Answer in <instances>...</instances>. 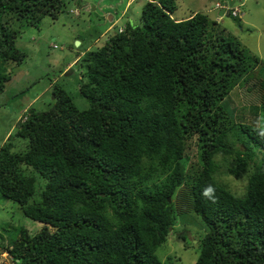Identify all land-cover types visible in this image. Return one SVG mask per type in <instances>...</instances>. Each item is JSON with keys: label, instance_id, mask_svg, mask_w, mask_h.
<instances>
[{"label": "trees", "instance_id": "obj_1", "mask_svg": "<svg viewBox=\"0 0 264 264\" xmlns=\"http://www.w3.org/2000/svg\"><path fill=\"white\" fill-rule=\"evenodd\" d=\"M122 3L123 29L113 27L93 50L86 46L95 32L73 37L75 63L58 74L72 82L51 86L53 76L45 77L50 105L25 108L0 145V197L42 225L32 236L21 229L4 248L0 240V253L12 264H162L156 250L177 217L192 212L205 233L191 264H264V117L254 113L243 123L238 104L226 102L249 70L240 81L247 77V91L258 90L264 104V61L251 57L245 71L240 64L250 54L240 42L223 29L210 34L205 14L173 18L177 0H148L137 24ZM65 6L0 0V94L17 76L14 68L24 65L27 75L32 68L3 16L13 13L39 30ZM104 24L103 31L111 22ZM75 85L84 109L67 91ZM194 136L198 159L191 163L186 150ZM217 156L225 174L246 177L241 196L216 180Z\"/></svg>", "mask_w": 264, "mask_h": 264}, {"label": "rangeland", "instance_id": "obj_2", "mask_svg": "<svg viewBox=\"0 0 264 264\" xmlns=\"http://www.w3.org/2000/svg\"><path fill=\"white\" fill-rule=\"evenodd\" d=\"M147 1L65 0L66 6L57 19L50 20L44 18L39 25V30H30L22 20L16 19V15L13 13L4 15L3 21L7 23L18 37L16 46L26 53L28 57L27 63L32 68L31 70L27 68L29 70L28 75L26 69L23 68L24 65H22V68H14L13 72L17 76L8 83V88L7 83L5 84V90L0 94V145L5 140L7 134L11 130L14 133L19 123L25 119V114L28 113L25 112L22 115L25 108H28L30 105L35 111H44L48 108L52 100L49 89L54 82L60 81L62 83L64 80L72 82L69 75L58 76V74L64 67V72H68L70 66L65 65L67 62L74 60L72 64L75 63L78 46L75 45V41L77 40L72 41L73 37L78 36L79 38L83 34L87 35L88 31L89 33L95 32V38L89 39L88 46H86V50H93L103 44V41L106 39L105 36L113 27L116 28L120 24L121 30L123 29L126 17H124L123 13L122 16L119 15L122 2L125 3L124 10L127 7L128 9L130 8L128 15L131 14L132 16L128 17V19L137 24L141 5ZM215 3L223 4L224 0H177V10L172 17L182 19L183 15L187 17L192 12L206 14L211 22V26L208 25V27L213 29V31L210 30V34L214 35L217 30L223 29L225 32L227 31L226 34L230 37H235L249 52L250 56L244 57L247 60L242 61L240 64L245 71L253 62L251 57L254 56L264 61V0H235L234 6L240 9L238 18L225 17L223 9H216L214 7ZM83 5H85V8L79 10L77 17L69 14L70 10L75 14L76 11L73 9L80 8ZM112 9L118 11L115 12L116 15L113 14L114 12L111 13ZM107 22H111V25L103 31L105 27L104 23ZM212 22L214 23L213 25ZM71 42L73 47L70 46ZM46 52H48V55L45 57L44 53ZM46 62L50 68L48 75L45 76L44 74L48 71ZM73 71L76 72V67L73 68ZM247 73H242L238 76V79L235 81L239 83L237 86L234 85L235 88L229 94L230 99L227 98L228 100H226L229 105V102H235V105L238 104V107L242 111L240 116L242 118L241 122L246 124L253 120L254 113H256V120H260L261 116L264 117V110L262 109V107L264 108V104H259L256 101L258 90L254 92L247 91L248 88L246 86L249 85L246 83L247 77L245 81H240L241 78H244V75L247 76ZM49 75L53 76H51V86H47L48 82L45 79V77H50ZM71 77L74 78L75 75L72 74ZM67 91L75 93L73 102L77 109L86 108L85 102L77 94L78 85H75L74 88L69 86ZM233 119V122L236 123L237 120L234 115ZM196 141V137H192L190 146L186 150L191 163L198 159L195 146ZM253 151L255 153L256 148ZM216 158V162L219 165V170L215 175L216 180L225 184L231 194L241 196L244 193L246 177L234 179L230 175L225 174V163L222 162L221 157L217 156ZM20 171L26 175H32V170L24 166H20ZM41 189L42 186L40 184L36 190L38 196ZM21 212L22 208L0 197V240L3 248L19 236L21 229H26V232L32 236L42 226L38 223L34 224L31 220L24 217ZM4 228L5 230H3ZM169 233L165 246L158 248L155 252L157 259L162 264H166V258L168 257L171 258L170 264H191V259L196 258L197 255L196 244L198 246L201 237L205 233V226L200 218L192 212L177 217ZM182 237L184 238L183 240ZM184 244L186 247L189 245V248L183 249L182 246ZM7 257V253L4 250L1 251L0 264H6Z\"/></svg>", "mask_w": 264, "mask_h": 264}, {"label": "clouds", "instance_id": "obj_3", "mask_svg": "<svg viewBox=\"0 0 264 264\" xmlns=\"http://www.w3.org/2000/svg\"><path fill=\"white\" fill-rule=\"evenodd\" d=\"M234 1L235 0H233V2H232V4L230 5V6H228L227 5V3H226V1L224 0V3L223 4H219V3H215L214 4V7L216 8V9H223V12L226 14V12H228V16L227 17H232V18H238L239 17V15H240V9H239V7H237V6H234ZM74 10V9H73ZM233 10H236L237 12H236V14L233 16L232 14H231V12L233 11ZM76 11V10H75ZM70 13H72L73 14V12H72V10H70L69 11ZM78 11H76V13L74 14V15H78ZM223 14V13H222ZM206 15V14H205ZM208 17V16H207ZM226 17V16H225ZM208 19H209V17H208ZM213 20V19H212ZM217 22V21H216ZM218 23V22H217ZM220 24V23H219ZM253 55V54H252ZM5 253H7V252H5ZM8 255V254H7ZM8 264H12L11 263V261H10V257L8 256L7 257V261H6Z\"/></svg>", "mask_w": 264, "mask_h": 264}, {"label": "water", "instance_id": "obj_4", "mask_svg": "<svg viewBox=\"0 0 264 264\" xmlns=\"http://www.w3.org/2000/svg\"><path fill=\"white\" fill-rule=\"evenodd\" d=\"M225 1H226V3H227L228 6H230L232 4V2H233V0H225ZM225 16L226 17L228 16V12H226ZM75 45L78 46L79 45V42L78 41H75ZM167 201H168V199H167Z\"/></svg>", "mask_w": 264, "mask_h": 264}, {"label": "built area", "instance_id": "obj_5", "mask_svg": "<svg viewBox=\"0 0 264 264\" xmlns=\"http://www.w3.org/2000/svg\"><path fill=\"white\" fill-rule=\"evenodd\" d=\"M236 10H233L232 12H231V14L234 16L235 14H236Z\"/></svg>", "mask_w": 264, "mask_h": 264}, {"label": "crops", "instance_id": "obj_6", "mask_svg": "<svg viewBox=\"0 0 264 264\" xmlns=\"http://www.w3.org/2000/svg\"><path fill=\"white\" fill-rule=\"evenodd\" d=\"M218 20V19H217Z\"/></svg>", "mask_w": 264, "mask_h": 264}]
</instances>
